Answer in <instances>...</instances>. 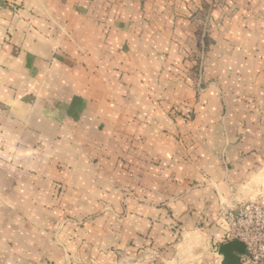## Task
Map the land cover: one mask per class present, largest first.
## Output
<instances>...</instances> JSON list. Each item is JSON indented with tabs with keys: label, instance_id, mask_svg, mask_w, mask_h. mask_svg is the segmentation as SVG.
Returning <instances> with one entry per match:
<instances>
[{
	"label": "crops",
	"instance_id": "crops-1",
	"mask_svg": "<svg viewBox=\"0 0 264 264\" xmlns=\"http://www.w3.org/2000/svg\"><path fill=\"white\" fill-rule=\"evenodd\" d=\"M263 195L264 0H0V264L217 251Z\"/></svg>",
	"mask_w": 264,
	"mask_h": 264
},
{
	"label": "built area",
	"instance_id": "built-area-1",
	"mask_svg": "<svg viewBox=\"0 0 264 264\" xmlns=\"http://www.w3.org/2000/svg\"><path fill=\"white\" fill-rule=\"evenodd\" d=\"M224 243L237 241L245 247L241 264H264V195L221 209Z\"/></svg>",
	"mask_w": 264,
	"mask_h": 264
},
{
	"label": "rangeland",
	"instance_id": "rangeland-1",
	"mask_svg": "<svg viewBox=\"0 0 264 264\" xmlns=\"http://www.w3.org/2000/svg\"><path fill=\"white\" fill-rule=\"evenodd\" d=\"M204 31L205 34L203 36L206 37L207 29H205ZM205 55H206V46H204L201 53H199L195 58L197 59L196 61L197 70H199V72L201 71V66L203 64ZM183 115L184 118H186L187 120L190 119V113H185ZM235 205L236 204L231 206H235ZM185 239L196 241L197 245L194 244L193 247L190 248H183V249L180 248V250H174L175 253L173 255L169 254L166 257L167 258L166 263H160V264H220L219 263L220 257L217 255V251L214 249L210 251V243H208L207 245L204 244L206 242L202 237V234L195 233L193 235H188ZM191 256H193V258Z\"/></svg>",
	"mask_w": 264,
	"mask_h": 264
},
{
	"label": "water",
	"instance_id": "water-1",
	"mask_svg": "<svg viewBox=\"0 0 264 264\" xmlns=\"http://www.w3.org/2000/svg\"><path fill=\"white\" fill-rule=\"evenodd\" d=\"M245 253V247L237 241L222 243L217 248L220 264H241L240 255Z\"/></svg>",
	"mask_w": 264,
	"mask_h": 264
}]
</instances>
